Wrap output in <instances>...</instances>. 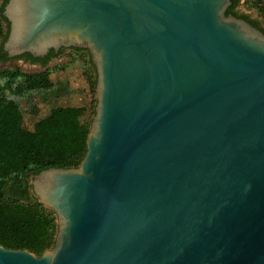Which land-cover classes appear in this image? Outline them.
<instances>
[{"label": "water", "instance_id": "1", "mask_svg": "<svg viewBox=\"0 0 264 264\" xmlns=\"http://www.w3.org/2000/svg\"><path fill=\"white\" fill-rule=\"evenodd\" d=\"M19 1L2 52L86 50L96 103L79 166L30 177L54 246L0 264H264V34L230 0Z\"/></svg>", "mask_w": 264, "mask_h": 264}, {"label": "trees", "instance_id": "2", "mask_svg": "<svg viewBox=\"0 0 264 264\" xmlns=\"http://www.w3.org/2000/svg\"><path fill=\"white\" fill-rule=\"evenodd\" d=\"M243 1L256 13L260 19L256 23L264 32V0ZM6 2L0 3L2 42L7 36L4 24L8 28L2 14ZM238 7H241L239 0H231L226 15L239 13ZM71 49L85 53L82 56L85 80L95 94L96 71L88 52ZM49 56H54L52 50ZM6 59L0 44V60ZM47 60L40 61L45 64ZM50 74L51 70L35 73H25L19 68L0 70V245L27 250L36 256L54 246L57 226L54 213L42 206L33 194L30 177L50 168L79 166L86 153V137L95 108L53 106L31 129H26L20 124L21 102L38 99L47 104L71 93L67 82L53 83ZM88 111L90 116L86 114Z\"/></svg>", "mask_w": 264, "mask_h": 264}, {"label": "rangeland", "instance_id": "3", "mask_svg": "<svg viewBox=\"0 0 264 264\" xmlns=\"http://www.w3.org/2000/svg\"><path fill=\"white\" fill-rule=\"evenodd\" d=\"M241 8L243 12L251 13L252 17H257L253 9L244 5V1L241 0ZM245 10V11H244ZM260 20V19H258ZM4 31L6 33L7 28L4 24ZM0 44L2 41L0 40ZM85 53L76 52L70 48L60 50L57 56L53 57L45 66H35L25 64L19 60H5L0 62L1 69L19 68L25 73H35L45 70H51L50 80L53 83L60 81L67 82L71 88V93L67 96L59 98L56 102H48L47 104L41 103L38 99L21 102L20 107L22 109L23 117L22 124L26 129H31L33 124L48 114V111L53 106H76L89 109L95 106V94L91 93L90 86L85 80L86 68H84ZM90 111V110H89ZM86 114L90 116V112ZM93 115L90 117L92 119ZM86 119V118H85ZM30 182V180H29Z\"/></svg>", "mask_w": 264, "mask_h": 264}, {"label": "flooded vegetation", "instance_id": "4", "mask_svg": "<svg viewBox=\"0 0 264 264\" xmlns=\"http://www.w3.org/2000/svg\"><path fill=\"white\" fill-rule=\"evenodd\" d=\"M0 3H2V0H0ZM239 4H241V0H239ZM231 6V0H230V5L229 7ZM228 9V8H227ZM237 10H240L239 13H234L233 15L231 16H234L240 20H243L245 21L246 23H248L249 25H251L253 28L259 30L260 32H262L264 34V32L262 31V26H260L259 24L256 23L257 21V18L255 17H252L251 13L249 12H243V8L241 7H238ZM227 11V10H226ZM245 11V10H244ZM226 14V13H225ZM8 24V23H7ZM8 34V28H7V31H6V35ZM7 37V36H6ZM6 40V39H5ZM4 40V41H5ZM3 41V42H4ZM2 42V44H3ZM61 49H66V48H60L56 53L53 51V54L54 56H49L50 54V51L43 57H40V58H33L32 56L30 57V55H21L19 57H16V58H12L13 60H19V61H22L23 63L25 64H29V65H35V66H40V67H43L45 66L51 59H53V57L57 56L58 52L61 50ZM71 49V48H70ZM3 53V52H2ZM5 54V53H4ZM7 57V56H6ZM32 58V59H31ZM46 58H48V60L46 61L45 64H43L40 60H45ZM9 58H7L6 60H8ZM11 60V59H9ZM0 62H3L0 60Z\"/></svg>", "mask_w": 264, "mask_h": 264}, {"label": "bare ground", "instance_id": "5", "mask_svg": "<svg viewBox=\"0 0 264 264\" xmlns=\"http://www.w3.org/2000/svg\"><path fill=\"white\" fill-rule=\"evenodd\" d=\"M19 6H24V7H26L27 9H31V8H37L38 7V5H37V0H36V5H34V6H30L31 4H30V1L28 0H26V1H24V0H20L19 1ZM30 4V5H29Z\"/></svg>", "mask_w": 264, "mask_h": 264}]
</instances>
